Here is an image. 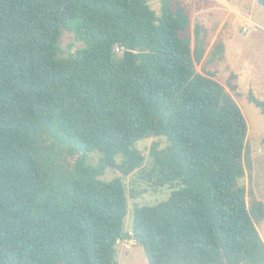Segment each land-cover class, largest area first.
<instances>
[{
  "label": "trees",
  "instance_id": "obj_1",
  "mask_svg": "<svg viewBox=\"0 0 264 264\" xmlns=\"http://www.w3.org/2000/svg\"><path fill=\"white\" fill-rule=\"evenodd\" d=\"M189 27L171 0H0V264H119L126 188L102 177L143 166L151 136L143 178L173 191L134 211L148 263L264 264L247 122ZM63 32L83 44L66 58Z\"/></svg>",
  "mask_w": 264,
  "mask_h": 264
},
{
  "label": "rangeland",
  "instance_id": "obj_2",
  "mask_svg": "<svg viewBox=\"0 0 264 264\" xmlns=\"http://www.w3.org/2000/svg\"><path fill=\"white\" fill-rule=\"evenodd\" d=\"M180 3L190 17L189 30L184 37L194 40L196 25L203 27L205 42L204 58L196 64L199 73L212 76L223 85L233 97L247 122L245 151L251 154L252 168L246 167L242 185L247 191V202L252 191L257 200L264 204V112L250 102L254 96L264 102V8L256 0H171ZM161 0H149L151 8L160 13ZM244 25L249 29L244 30ZM83 47L70 32H63L60 40V57ZM219 47L218 57L212 61V52ZM117 54H120L117 52ZM167 145L162 137H148L137 144L145 157L143 166L133 174L124 177L116 169H108L102 177L105 181L121 178L126 188L127 215L123 231L128 235L117 244L119 264H149L144 248L136 240L133 232V217L137 207L155 205L166 200L173 188L157 190L143 178L151 168L150 149L152 145ZM245 152V155H246ZM94 162L98 156L94 155ZM264 241V221L257 225Z\"/></svg>",
  "mask_w": 264,
  "mask_h": 264
},
{
  "label": "built area",
  "instance_id": "obj_3",
  "mask_svg": "<svg viewBox=\"0 0 264 264\" xmlns=\"http://www.w3.org/2000/svg\"><path fill=\"white\" fill-rule=\"evenodd\" d=\"M249 29L248 25H244V30L247 31Z\"/></svg>",
  "mask_w": 264,
  "mask_h": 264
}]
</instances>
